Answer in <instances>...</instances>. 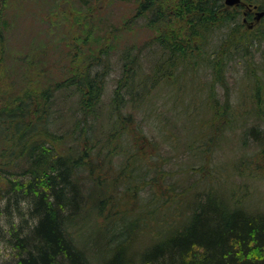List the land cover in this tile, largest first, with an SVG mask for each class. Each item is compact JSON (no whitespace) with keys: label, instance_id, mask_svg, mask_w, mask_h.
Here are the masks:
<instances>
[{"label":"trees","instance_id":"obj_1","mask_svg":"<svg viewBox=\"0 0 264 264\" xmlns=\"http://www.w3.org/2000/svg\"><path fill=\"white\" fill-rule=\"evenodd\" d=\"M242 2L264 11V0ZM168 6L189 25L186 45L174 43L177 48L159 62L165 77L177 55L204 48L214 35L219 47L211 68L217 74L222 60L253 57L261 47L264 53V15L243 28L238 6L229 8L224 0ZM161 8L145 1L140 12L166 23L172 12ZM2 36L0 29V46ZM103 53L47 88H25L0 105V167H20L3 170L6 187L28 201L35 218L16 236L15 260L0 264H264V211L229 202L212 189L188 196L194 184L179 178L166 182L158 145L135 119V109L152 108L150 71L140 54L124 50L116 62L120 75L108 88L115 67ZM72 95L77 106L66 104ZM204 112L208 119V105ZM251 128L259 139L258 127ZM44 147L54 156L51 171L41 176L33 166ZM146 230L149 237L141 242Z\"/></svg>","mask_w":264,"mask_h":264},{"label":"rangeland","instance_id":"obj_2","mask_svg":"<svg viewBox=\"0 0 264 264\" xmlns=\"http://www.w3.org/2000/svg\"><path fill=\"white\" fill-rule=\"evenodd\" d=\"M145 1L172 12L168 21L159 24L150 21L151 13L141 14ZM176 1L0 0V105L25 88H47L65 78L74 66L95 59L103 49V58L115 67L107 79L110 88L120 75L117 59L129 49L140 54L152 78V108L135 109V119L145 137L158 145L169 173L166 182L179 178L187 186L194 184L188 196L212 189L229 202L264 211L263 48L253 57L222 60L224 70L217 74L211 68L219 47L214 35L204 48L191 49V54L187 49L184 57L177 55L172 74L165 77L158 66L160 60L169 57L170 48H177L174 43H187L186 18L168 6ZM247 7L241 0L237 8L240 21ZM256 10L252 8L250 19ZM240 26L247 27L245 23ZM159 37L163 40L158 41ZM66 104L77 106L76 96H70ZM252 126L258 127L259 139ZM41 152L33 170L42 176L51 171L54 155L50 147ZM21 166L26 167V162ZM3 170L9 174L20 167L13 163L0 167V263L15 260L16 236L27 232L35 219L28 201L7 189ZM146 188L153 190L151 180ZM148 237L146 230L140 235L141 242Z\"/></svg>","mask_w":264,"mask_h":264},{"label":"water","instance_id":"obj_3","mask_svg":"<svg viewBox=\"0 0 264 264\" xmlns=\"http://www.w3.org/2000/svg\"><path fill=\"white\" fill-rule=\"evenodd\" d=\"M240 0H224L225 5L227 6H236L238 5ZM264 15L263 10H256L253 15V20L259 21L260 18ZM249 27H252V23L249 24Z\"/></svg>","mask_w":264,"mask_h":264},{"label":"flooded vegetation","instance_id":"obj_4","mask_svg":"<svg viewBox=\"0 0 264 264\" xmlns=\"http://www.w3.org/2000/svg\"><path fill=\"white\" fill-rule=\"evenodd\" d=\"M245 6V5H244ZM246 11H250V10H247L246 9ZM243 14V16H242V23H245L246 25H248L249 23H250V21L249 20H251L250 18L251 17H249L247 14L248 13H246L245 11L242 13ZM244 18L246 19L245 21H244Z\"/></svg>","mask_w":264,"mask_h":264}]
</instances>
